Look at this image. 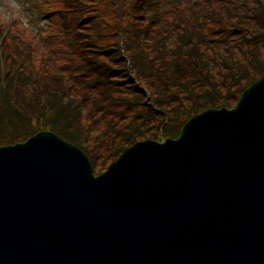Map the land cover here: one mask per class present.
Segmentation results:
<instances>
[{
	"label": "trees",
	"instance_id": "1",
	"mask_svg": "<svg viewBox=\"0 0 264 264\" xmlns=\"http://www.w3.org/2000/svg\"><path fill=\"white\" fill-rule=\"evenodd\" d=\"M109 3L121 28L107 33L101 15L69 2L62 22L73 28L42 51L16 21L0 22V146L49 130L94 165L137 139L176 138L190 116L234 106L264 75V0Z\"/></svg>",
	"mask_w": 264,
	"mask_h": 264
},
{
	"label": "water",
	"instance_id": "2",
	"mask_svg": "<svg viewBox=\"0 0 264 264\" xmlns=\"http://www.w3.org/2000/svg\"><path fill=\"white\" fill-rule=\"evenodd\" d=\"M23 145L0 148V264H54L24 250L38 236L37 226L22 224L37 198L53 217L44 223V243L61 264H228V244L221 250L217 243L234 235L255 237L249 228L264 220V76L243 91L235 108L193 116L176 140L136 142L96 178L81 152L52 133L40 132ZM139 154L148 166L174 170L183 179L168 187L134 173L128 179V171L119 168L134 171ZM216 161L224 162L226 186L243 203L223 224L216 205L235 198L227 201L202 184ZM115 171L117 179L108 182ZM253 200L258 204L252 206ZM199 201L212 206L205 212L199 205L189 208Z\"/></svg>",
	"mask_w": 264,
	"mask_h": 264
},
{
	"label": "bare ground",
	"instance_id": "3",
	"mask_svg": "<svg viewBox=\"0 0 264 264\" xmlns=\"http://www.w3.org/2000/svg\"><path fill=\"white\" fill-rule=\"evenodd\" d=\"M254 97H255V95L249 97V99L247 100L248 103H246V105L250 104L251 101L254 99ZM145 157H146V155H144V154H139V155L134 157V162H133V164H134L133 168L135 169L134 171H132V168L129 165H127L123 168L121 166L119 168L120 171H122V173H123L124 172L123 169L127 170L128 171V174H127L128 179H129V177H131V175H133L132 173L136 174L137 175L136 177H138V178L142 177V180H144V182H147V180H148L147 178L150 179L152 177V178L156 179L157 181H159L160 185H162V187L163 186L164 187L171 186V184H170L171 181L183 179V174L182 173L181 174L173 173V172H175L174 170H172L173 171L172 172L171 169H166L164 167L159 168V167L148 166L146 161H145ZM212 167H213V170L215 172H210V175L206 176V178H204L202 180L203 186H205L206 188H212L214 191L213 194H215V193L220 194L224 198H225V196H227L228 197L227 201H230L233 198H235L233 201L229 202V205L223 203L222 207L220 206L221 208L216 205V209L220 213V215H218L217 220H219L221 222V224H223L222 222H224L225 220H227V219H229L235 215V213L237 212L239 207H241V209L243 210V207H242L243 203L237 197V196H239V194H237V192L233 188H230V187L228 188L226 186L227 174L225 172L226 167H225L224 162L223 161L222 162L216 161L213 163ZM116 172H119V171H115L112 175L108 176V182H111V181H114L115 179H117V174H119V173H116ZM216 172H218V173H216ZM124 175H126V174H124ZM216 175H218L220 177L218 182L213 181V176H216ZM145 177H146V179H145ZM126 179L127 178L123 177V180H126ZM136 185L140 186V188L143 186V184H136ZM132 193H133L132 189L129 188L128 194L131 195ZM253 194H255V193L253 192ZM240 197L242 199H245L243 194H240ZM131 199H129L128 202H133V201H131ZM121 200L126 202L127 199L121 198ZM258 202L259 201H257V200H253L251 202V204H252V206H255L256 204H258ZM197 205L200 206V210L202 212L207 211L209 206H212V204L209 202L199 201L196 204L189 205V208H192V207L197 206ZM263 205H264V200H263L261 207ZM249 206H251V205H249ZM40 212L44 216L39 217L37 215H33L31 212L26 211L25 218H22L23 219L22 224L27 223V224L31 225V227H34V226L38 227V228H36V231H37L36 235H38V236L34 240H32L33 241L32 244L30 243L31 246L30 247L27 246L24 250H28L29 252H31L33 254V256H35L38 259H41V260L50 259L52 261V263H54V264H61L59 254L57 252H55L53 249H50L47 246V244L44 243L45 227H44V221L41 219V217H43L44 220H50L53 218L51 216V214L49 213L48 205L42 204L40 206ZM200 214H201V212H200ZM229 214H230V216H229ZM192 218H193V216H192ZM249 230L255 234V237L249 236L248 233H247L248 237H245L242 235H234V236L230 237L231 243L229 242V240H227V241L222 240L219 243H217L220 246L221 250H223V248H224V242L228 244V250H229L230 255L232 256V261H230L228 264H247V260H249V259L251 261V264H264V220H263V218L259 219L254 224H252V228H249ZM124 259L126 262L131 261L129 255L125 256ZM225 262H227V260ZM97 264H102V263L98 262Z\"/></svg>",
	"mask_w": 264,
	"mask_h": 264
},
{
	"label": "clouds",
	"instance_id": "4",
	"mask_svg": "<svg viewBox=\"0 0 264 264\" xmlns=\"http://www.w3.org/2000/svg\"><path fill=\"white\" fill-rule=\"evenodd\" d=\"M19 22L26 30H33L34 25L25 11L22 0H3L0 4V22Z\"/></svg>",
	"mask_w": 264,
	"mask_h": 264
},
{
	"label": "rangeland",
	"instance_id": "5",
	"mask_svg": "<svg viewBox=\"0 0 264 264\" xmlns=\"http://www.w3.org/2000/svg\"><path fill=\"white\" fill-rule=\"evenodd\" d=\"M2 2H3V0H2ZM101 12H103V14L105 15V17H107L108 19H111L112 21H113V23H114V17H113V15L110 13V11L108 10V7H106L103 11H101ZM143 15V14H142ZM74 16L76 17L77 16V14H74ZM139 18L140 19H144L143 17H141V16H139ZM143 27V26H142ZM155 129H152V130H150L148 133H144V134H142V135H145V134H149V133H151L152 131H154ZM91 135H92V137L93 138H96V137H94V136H97L98 135V133L97 132H95V131H93L92 133H91ZM138 140V139H137ZM141 140V139H140ZM116 158V157H115ZM115 158H111V159H106V158H104L103 156H101L100 154L98 155V156H94L93 157V160H95L96 161V163L94 164V168L96 169L94 172H93V174L94 175H99V173H101V172H103L106 168H107V166L111 163V161L113 160V159H115ZM99 168H101V169H99Z\"/></svg>",
	"mask_w": 264,
	"mask_h": 264
}]
</instances>
